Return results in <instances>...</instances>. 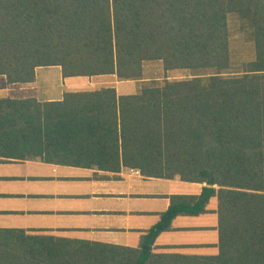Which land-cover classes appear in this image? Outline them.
<instances>
[{"label": "trees", "instance_id": "16d2710c", "mask_svg": "<svg viewBox=\"0 0 264 264\" xmlns=\"http://www.w3.org/2000/svg\"><path fill=\"white\" fill-rule=\"evenodd\" d=\"M238 34L252 59L235 56ZM52 66L137 90L0 98V155L204 187L172 196L138 247L0 229V264H264V0H0V75L31 84ZM215 200L217 254L156 246Z\"/></svg>", "mask_w": 264, "mask_h": 264}, {"label": "crops", "instance_id": "0c3cea01", "mask_svg": "<svg viewBox=\"0 0 264 264\" xmlns=\"http://www.w3.org/2000/svg\"><path fill=\"white\" fill-rule=\"evenodd\" d=\"M111 86L119 94L137 90L135 84L120 82L115 76L65 78L60 66L39 67L36 81L31 84H9L7 77L0 75V98L59 102L67 92ZM203 187L179 177L148 178L140 170L126 167L111 172L0 155V229L138 247L145 233L169 209L172 196L198 195ZM216 206L215 200L205 215L176 218L171 230L159 236L156 246L203 255L214 246L217 253ZM200 225L211 227V240L186 238L185 230L192 231ZM206 234H202L204 238Z\"/></svg>", "mask_w": 264, "mask_h": 264}, {"label": "rangeland", "instance_id": "374dc122", "mask_svg": "<svg viewBox=\"0 0 264 264\" xmlns=\"http://www.w3.org/2000/svg\"><path fill=\"white\" fill-rule=\"evenodd\" d=\"M232 45L235 49V52H236L235 56L237 58L242 59V60H246V59L250 60L253 58V51L251 49V44L247 43V37L246 36H244L242 34H238V35L234 36ZM148 71L151 75L160 76V77L165 76L164 72L160 69L159 64L149 65ZM54 72H55V70H53V73ZM167 76H168V79H170V80H175V79L183 80V79H186L188 77V72H186V71H175V72L169 73V75H167ZM151 186L155 187L156 185H151ZM145 222L149 223V221H145ZM131 225L134 227L133 222L131 223ZM206 225L210 226V223L206 222ZM197 227H199V228H196L192 231L185 230V232L187 233L186 238L192 237L195 240H200V241H204V239H207V238L209 240H211L210 238H212L213 236L208 233L210 231L211 227H205V226H201V225L197 226ZM204 233H207L205 238L202 235ZM209 236H210V238H209ZM180 238H182V237H180ZM120 241H122V240H120ZM189 249H193V247H189ZM204 252H206L209 255L217 254L214 246L209 248L208 251H204Z\"/></svg>", "mask_w": 264, "mask_h": 264}, {"label": "built area", "instance_id": "2783aa9c", "mask_svg": "<svg viewBox=\"0 0 264 264\" xmlns=\"http://www.w3.org/2000/svg\"><path fill=\"white\" fill-rule=\"evenodd\" d=\"M137 172V174H140V172L139 171H136Z\"/></svg>", "mask_w": 264, "mask_h": 264}]
</instances>
